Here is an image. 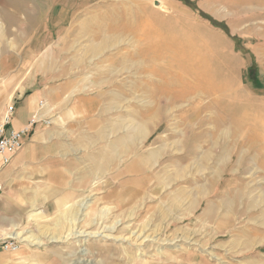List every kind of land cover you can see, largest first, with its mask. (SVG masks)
Wrapping results in <instances>:
<instances>
[{
	"label": "rangeland",
	"instance_id": "1",
	"mask_svg": "<svg viewBox=\"0 0 264 264\" xmlns=\"http://www.w3.org/2000/svg\"><path fill=\"white\" fill-rule=\"evenodd\" d=\"M189 1L197 10L181 0H0V52L24 45L29 39L26 34L34 28L47 27L48 34H53L58 24L71 27L84 20L88 24L96 23L88 20V16L127 14L133 30L136 16L138 24L142 21L148 28L154 27L156 33H138V36L131 34L132 29L125 30L116 40L124 53L131 47L138 49L140 124L142 119H150L152 124L159 121V116H147V109L165 104L156 99L157 93L152 90L156 84H146L148 80H158V71L154 74L142 66L147 54L152 52H148L149 41L169 35L174 40L179 37L194 44L188 50L178 51L185 54L189 69L187 81L193 80L188 71L195 72L196 76L200 71L212 75L216 87L224 80L240 82L243 95L251 93L250 101L231 104L236 101L233 98L230 109L260 111L255 117L257 121L252 122L259 125L260 132L254 134L259 142L252 146L245 138L241 139L245 143L237 149V157L227 149L224 154L220 153L223 145L240 142L229 133L223 137L224 128H220L216 147L212 149L199 141L202 146L191 156L188 150L185 158V132L187 137L189 130L200 132L205 127L202 129L193 123L185 130L175 109L177 106L173 105L172 116L167 118L169 126L149 133L151 127L146 125L145 133L139 134L140 157L145 159L140 165L139 191L154 194L150 205L140 203L138 211L132 213L112 212L110 206H103L91 197L84 211L75 214L74 228L60 229L57 218L48 219L43 228L35 230L42 240L36 239L34 246L43 243L44 247L67 257L71 264H145L141 260L148 264H264V101L258 100L264 99V87L261 88L264 86V1ZM138 11L143 12L140 17ZM200 12L223 22L227 32ZM57 16H62L63 21L56 22ZM75 39L78 44H90L89 37ZM106 39L109 46L110 37ZM172 50L166 48L160 53L168 58ZM192 54L203 58L200 61L197 58L202 65L198 61L189 63ZM206 100L203 97L198 102ZM209 136L208 133L202 138ZM214 179L219 180V194L214 190L216 184L211 183ZM201 190L205 196H201ZM80 230L86 235L76 236L75 231ZM30 232L19 238L22 243L34 240V230ZM138 233L155 239L144 240ZM51 237L57 240L50 241Z\"/></svg>",
	"mask_w": 264,
	"mask_h": 264
},
{
	"label": "crops",
	"instance_id": "2",
	"mask_svg": "<svg viewBox=\"0 0 264 264\" xmlns=\"http://www.w3.org/2000/svg\"><path fill=\"white\" fill-rule=\"evenodd\" d=\"M57 19L60 23L64 18ZM123 19L124 16H88L96 23L84 20L71 27L58 24L53 34H48L47 27L34 28L26 34L27 43L1 50L0 123L11 104L13 111L7 127L28 128L36 113L39 121L29 127L22 147L10 162L0 165L4 188L0 195V238L12 235L20 240L32 229L34 240L20 241L14 251L0 248V264H71L67 257L43 243L34 246L36 239L42 240L35 230L43 228L51 218H57L60 229L74 228L75 214L84 211L91 197L110 206L112 212L132 213L142 204L150 205L154 194L139 191L140 165L145 161L140 157L139 134L145 133L146 125L151 127L147 129L149 133L169 126L167 118L172 116L173 105L177 106L185 130L193 123L205 127L200 132L189 130L187 137L185 132V158L188 150L191 156L202 146L199 141L212 149L216 147L220 128H224L223 137L230 133L240 140L233 146L223 145L221 154L227 149L229 154L236 155L245 143L243 138L252 146L259 142L254 135L260 132L259 125L252 122L257 121L255 117L260 111L237 112L229 106L233 98L236 101L231 104L249 102L251 93L243 95L242 84L232 80H224L219 86L227 85V92L217 96L202 93L195 84V72L188 71L191 76L194 74L193 80H186L189 69L185 56L179 55L178 50L169 51L168 58L160 53L163 49L158 50V55L154 51L147 54L142 68L151 69L154 74L157 70L158 80H148L146 84H156L152 87L158 96L155 98L165 104L147 109V116H159V121L152 124V120L142 119L140 124L138 49L131 47L124 53L122 45L116 42L123 34ZM137 25L138 16L135 29ZM131 34L138 36L133 29ZM80 36L89 37L90 44H78L75 38ZM148 49L149 52L151 47ZM244 96L248 98L243 99ZM203 97L206 102H198ZM188 101L191 103L186 105ZM208 133L209 138L203 140L202 136ZM218 181L211 182L216 184L217 194Z\"/></svg>",
	"mask_w": 264,
	"mask_h": 264
},
{
	"label": "bare ground",
	"instance_id": "3",
	"mask_svg": "<svg viewBox=\"0 0 264 264\" xmlns=\"http://www.w3.org/2000/svg\"><path fill=\"white\" fill-rule=\"evenodd\" d=\"M131 1H134V0H131ZM259 1H264V0H259ZM138 2V1H137ZM12 4V3H11ZM10 4V5H11ZM15 4V3H14ZM17 4V3H16ZM130 6V5H129ZM13 7V6H12ZM17 7V6H16ZM144 10H145V8H144ZM132 11V10H131ZM137 14L139 15V17L143 14V12H141V11H138L137 12ZM144 14H146V13H144ZM5 16V15H4ZM111 16V15H110ZM124 16V19H123V25H122V30L123 31H125V30H131L132 29V27L129 25V20H130V17H129V15H127V14H124L123 15ZM121 30V31H122ZM122 31V32H123ZM134 31H137V33H150V32H153V33H156V31H155V28L154 27H147V24L146 23H143L142 21H141V23H139L138 25H137V28L136 29H134ZM146 35V34H145ZM175 37H177L176 35H174ZM171 37V38H170ZM178 38V40L176 39V40H174V38H172V36H165V37H162V39H158V40H153V41H149V43H148V47L150 48L151 47V49H152V51H154L155 52V55H158L159 53H158V50L159 49H166V48H170V49H173V50H175V49H178V51L179 50H181V49H184V51H185V49H187L188 50V48H190L191 46H194V44L193 43H191L190 41H188L187 39H182V40H180L179 39V37H177ZM150 49V50H151ZM172 50V51H173ZM177 51V52H178ZM183 51V52H184ZM199 52V51H198ZM202 52V51H201ZM158 53V54H157ZM173 53H175V52H173ZM182 53V52H181ZM180 53V54H181ZM192 53V52H191ZM179 54V55H180ZM202 54V53H201ZM177 56H178V54H176ZM185 55V54H184ZM186 55H188V54H186ZM180 57V56H179ZM184 57V56H183ZM174 58V57H173ZM172 58V59H173ZM188 58V57H187ZM197 58H200L199 59V61L200 60H202L203 58H201L200 56H198ZM196 58V56H194V54H192L188 59H189V63H195V61H198V59ZM198 61V62H199ZM199 64L200 65H202V63H200L199 62ZM205 69V68H204ZM202 71H203V69H202ZM197 72V71H196ZM192 74V73H191ZM194 75V74H193ZM196 85H198V86H200V88L203 90H201L202 91V93L204 92V93H206V94H208V95H210V96H213L214 94L217 96V95H220V94H222V93H224V92H227V91H229V89L227 88V85H225V87L224 86H222V87H216L215 85H214V83H213V80H214V78H213V76L212 75H209L208 73H204V72H200L199 71V75H197L196 76ZM194 79V80H195ZM193 84V83H192ZM190 85H191V83H190ZM197 86V87H198ZM192 87V86H191ZM190 87V88H191ZM229 87V86H228ZM188 88V87H187ZM199 88V89H200ZM230 88V87H229ZM195 90H197V89H195ZM234 90V89H233ZM187 91V90H186ZM194 91V90H193ZM191 92H192V90H191ZM191 94V93H190ZM227 94V93H226ZM225 95V94H224ZM231 96V95H230ZM191 98V97H190ZM249 104V103H248ZM231 106V105H230ZM234 106V105H233ZM236 107V106H235ZM235 107H234V109H235ZM229 109V108H228ZM243 112V111H242ZM230 113V112H229ZM235 113V112H234ZM235 116V115H234ZM246 124V123H245ZM245 126V125H244ZM228 129V128H227ZM244 130V129H243ZM246 130H247V128H246ZM227 132V131H226ZM243 132H245V131H242V134H243ZM246 133V132H245ZM230 134V133H229ZM240 135V134H239ZM251 136V135H250ZM244 137V136H243ZM252 140V139H251ZM238 142V141H237ZM235 147V146H234ZM237 147V146H236ZM201 188V187H200ZM200 190V189H199ZM203 190V189H202ZM201 190V191H202ZM223 191V190H222ZM204 193V191H202V194ZM206 193V192H205ZM242 195V194H241ZM206 212L207 213H210V209H207L206 210ZM74 220H76V217L75 218H73ZM261 219V218H260ZM144 228V227H143ZM97 233V232H96ZM141 233H138V235H140ZM75 235L76 236H85L86 234H85V232L84 231H75ZM140 236H143V239L144 240H146V239H155V237L154 236H149V235H140ZM150 237V238H149ZM50 239V241H56L57 240V238L56 237H51V238H49ZM247 246V245H246Z\"/></svg>",
	"mask_w": 264,
	"mask_h": 264
},
{
	"label": "built area",
	"instance_id": "4",
	"mask_svg": "<svg viewBox=\"0 0 264 264\" xmlns=\"http://www.w3.org/2000/svg\"><path fill=\"white\" fill-rule=\"evenodd\" d=\"M43 106V102H40V107ZM13 111V105H8L4 111L2 122L0 123V165H7L11 158L22 147L23 136L28 131L29 127L33 126L39 121L38 114H33L29 120L28 128L14 129L7 127L11 114ZM46 123L49 120L45 121ZM3 185L0 182V195L3 193ZM20 245V240L12 235H7L0 238V248L5 251H14Z\"/></svg>",
	"mask_w": 264,
	"mask_h": 264
},
{
	"label": "trees",
	"instance_id": "5",
	"mask_svg": "<svg viewBox=\"0 0 264 264\" xmlns=\"http://www.w3.org/2000/svg\"><path fill=\"white\" fill-rule=\"evenodd\" d=\"M181 1L184 2L185 4L189 5L190 7H192L194 10H197L195 4L190 2L189 0H181ZM200 14L202 16L206 17L207 19H209L213 25L218 26V27L222 28L223 30H225L227 32V27H226V25L223 22H217L216 20L210 18L208 15L204 14L203 12H200ZM232 38L234 40L236 39L235 36H232Z\"/></svg>",
	"mask_w": 264,
	"mask_h": 264
}]
</instances>
